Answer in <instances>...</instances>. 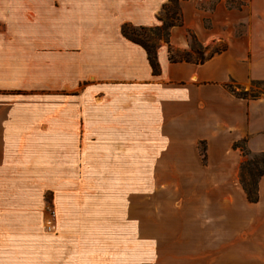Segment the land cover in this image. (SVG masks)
Wrapping results in <instances>:
<instances>
[{"label":"crops","instance_id":"obj_1","mask_svg":"<svg viewBox=\"0 0 264 264\" xmlns=\"http://www.w3.org/2000/svg\"><path fill=\"white\" fill-rule=\"evenodd\" d=\"M166 1L0 0V63L23 62L26 73L32 65L36 87L10 92L15 84L0 67V264L49 261L36 257L43 134L60 145L88 136L98 166L128 167L138 165L143 137L144 167L170 182L207 184L208 208H193L182 222L206 231L226 261L264 264V93L241 98L224 87L264 81V0H180L183 24L170 27V44L189 49L190 31L209 49H225L202 63L171 62L161 43L153 73L121 25L158 24ZM242 139L263 157L256 202L239 181L244 156L233 143Z\"/></svg>","mask_w":264,"mask_h":264},{"label":"rangeland","instance_id":"obj_2","mask_svg":"<svg viewBox=\"0 0 264 264\" xmlns=\"http://www.w3.org/2000/svg\"><path fill=\"white\" fill-rule=\"evenodd\" d=\"M31 58L34 62L35 56ZM0 67L15 84L8 87L10 92H36L32 65L27 73L23 62L11 59ZM250 89L261 95L264 84H250ZM87 138L81 142V136H73L70 144L60 145L54 136L36 135V193L42 206L36 257L48 256L46 264H250L235 262L234 256L226 261L223 248L210 246L206 231L190 230V223L182 222L193 208H208L207 184L170 182L168 174L155 175L142 165L141 136L136 167L98 166L102 160H97L95 145L88 149ZM198 146L203 153L204 142ZM238 149L244 156L239 181L241 175L250 179L248 171L257 181L261 155L248 152L243 141ZM51 209L57 217L55 233L43 226Z\"/></svg>","mask_w":264,"mask_h":264},{"label":"trees","instance_id":"obj_3","mask_svg":"<svg viewBox=\"0 0 264 264\" xmlns=\"http://www.w3.org/2000/svg\"><path fill=\"white\" fill-rule=\"evenodd\" d=\"M157 19L159 23L151 26L132 25L129 23H124L121 25L122 35L128 40L139 44L144 48L153 73L159 72L157 49L161 43L166 44L167 57L171 62L186 61L193 63H202L207 58L211 57L214 53L221 52L225 49L224 44L215 45L211 49H209L208 45L204 46L199 43L195 35L190 31H187V36L190 40L189 49H176L170 44V27H172L173 25L183 24L182 12L180 9V0H167L165 3H163ZM251 84L263 85L264 81H252ZM224 87L230 93L237 97L255 98L258 96V93H256L252 89L246 90L233 81L225 83ZM240 141L244 142L243 139L235 141L233 143V147L239 148ZM262 161L263 157L261 155V168L255 173V175L258 177L262 173ZM248 173L250 175V179H245V177L241 175L240 184L245 192L247 200L249 202H256L258 200V183L257 181L253 180V172L248 171Z\"/></svg>","mask_w":264,"mask_h":264},{"label":"built area","instance_id":"obj_4","mask_svg":"<svg viewBox=\"0 0 264 264\" xmlns=\"http://www.w3.org/2000/svg\"><path fill=\"white\" fill-rule=\"evenodd\" d=\"M43 226L45 228V231L48 233H55V231L57 230V217L54 209H51L48 212Z\"/></svg>","mask_w":264,"mask_h":264}]
</instances>
